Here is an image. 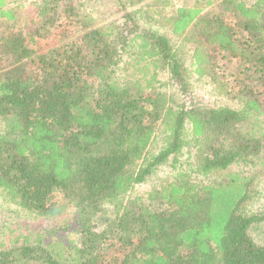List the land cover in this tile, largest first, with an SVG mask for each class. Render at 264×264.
<instances>
[{"label": "trees", "instance_id": "obj_1", "mask_svg": "<svg viewBox=\"0 0 264 264\" xmlns=\"http://www.w3.org/2000/svg\"><path fill=\"white\" fill-rule=\"evenodd\" d=\"M21 2L0 0V189L46 219L63 211L59 196L75 214L52 232L74 240L0 245V264H264L252 236L264 212L245 209L254 174L264 180V130L247 126L249 114L264 121V0L171 16L163 2L147 15L123 4V21L105 25L79 0ZM161 28L192 42V72L240 111L205 108ZM183 149L188 173L129 196ZM233 163L252 174L190 184Z\"/></svg>", "mask_w": 264, "mask_h": 264}, {"label": "rangeland", "instance_id": "obj_2", "mask_svg": "<svg viewBox=\"0 0 264 264\" xmlns=\"http://www.w3.org/2000/svg\"><path fill=\"white\" fill-rule=\"evenodd\" d=\"M38 0H22L21 3L28 5L35 3ZM206 1L212 4L220 2L221 0H79L82 8L94 18L97 25H105L111 22L123 21L121 19V7L124 4L128 11H138L140 15H147L149 9H153L152 5L155 2H163L162 8L164 14L167 16L175 15V10L181 7H201ZM247 2H255L256 0H244ZM78 3V2H77ZM143 25H149L144 18H140ZM155 29V26H151ZM157 31L164 35L178 51L179 55L184 58L186 66L189 70L190 86L193 89L195 96L201 103L205 104V108L212 106L230 107L240 111V108L233 101L218 95L208 84L206 78L198 77L190 66L191 63V43L185 39L184 34L174 35L167 28L157 29ZM160 71V70H159ZM152 73L151 71L149 72ZM167 80L165 73L159 72L157 75V82L154 87L162 83L161 92L169 94L170 89L168 85L163 86ZM247 126L253 131L264 130V121L256 119L251 114L248 115ZM189 126H187V129ZM185 128V132H188ZM160 148V147H159ZM159 148H156L153 153H156ZM184 149L178 156L177 162L173 165L171 160L166 163L158 165L152 174L145 178L141 183L135 184L129 196L137 197L144 196L150 192L154 186L164 183L173 182L178 180V177L188 173L191 166L185 161ZM260 168V164L256 163V168ZM254 167H249L244 164L233 163L225 169L212 170V171H196L189 176L190 184L194 186L205 185L210 181H219L232 175H251ZM250 200L245 203L247 212H264V180L260 174H254L251 183ZM256 195H254V194ZM261 195V197H260ZM263 198V199H262ZM56 201L62 205L60 214L52 216L49 219L37 216L28 215L25 211L21 210L19 205L12 203L6 193L0 189V245L4 246H19L24 242L34 244L40 243L44 246L59 248L66 245L68 241H73L74 236H68L67 232L53 233L52 230L62 227L63 224H69L74 219L75 210L71 205L65 204L59 196ZM259 227L252 232L255 240H260L264 235Z\"/></svg>", "mask_w": 264, "mask_h": 264}]
</instances>
